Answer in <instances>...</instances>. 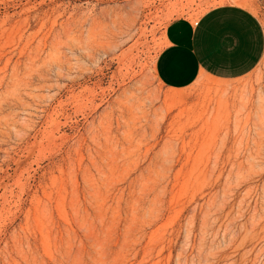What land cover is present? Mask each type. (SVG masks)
<instances>
[{
	"label": "rangeland",
	"instance_id": "1",
	"mask_svg": "<svg viewBox=\"0 0 264 264\" xmlns=\"http://www.w3.org/2000/svg\"><path fill=\"white\" fill-rule=\"evenodd\" d=\"M264 0H0V264H264V57L169 91L168 24Z\"/></svg>",
	"mask_w": 264,
	"mask_h": 264
},
{
	"label": "crops",
	"instance_id": "2",
	"mask_svg": "<svg viewBox=\"0 0 264 264\" xmlns=\"http://www.w3.org/2000/svg\"><path fill=\"white\" fill-rule=\"evenodd\" d=\"M264 57V28L249 10L223 5L195 22L171 21L154 60L158 82L169 91L191 87L200 77L236 81L252 73Z\"/></svg>",
	"mask_w": 264,
	"mask_h": 264
}]
</instances>
